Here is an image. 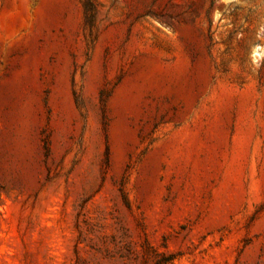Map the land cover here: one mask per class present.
<instances>
[{"label": "rangeland", "instance_id": "obj_1", "mask_svg": "<svg viewBox=\"0 0 264 264\" xmlns=\"http://www.w3.org/2000/svg\"><path fill=\"white\" fill-rule=\"evenodd\" d=\"M262 26L264 0H0V264H264Z\"/></svg>", "mask_w": 264, "mask_h": 264}, {"label": "clouds", "instance_id": "obj_2", "mask_svg": "<svg viewBox=\"0 0 264 264\" xmlns=\"http://www.w3.org/2000/svg\"><path fill=\"white\" fill-rule=\"evenodd\" d=\"M264 26L261 27L260 32L257 34L258 39H264ZM262 48L264 46L257 45L253 48L252 54H251V60H252V71L258 72L260 68V60L262 56H264V53H262Z\"/></svg>", "mask_w": 264, "mask_h": 264}, {"label": "bare ground", "instance_id": "obj_3", "mask_svg": "<svg viewBox=\"0 0 264 264\" xmlns=\"http://www.w3.org/2000/svg\"><path fill=\"white\" fill-rule=\"evenodd\" d=\"M228 88V87H227Z\"/></svg>", "mask_w": 264, "mask_h": 264}]
</instances>
